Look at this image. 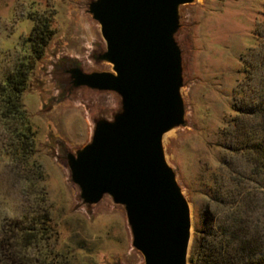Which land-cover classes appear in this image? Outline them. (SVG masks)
Here are the masks:
<instances>
[{"label": "rangeland", "instance_id": "374dc122", "mask_svg": "<svg viewBox=\"0 0 264 264\" xmlns=\"http://www.w3.org/2000/svg\"><path fill=\"white\" fill-rule=\"evenodd\" d=\"M95 1L0 0V85L24 55L36 21L49 20L54 31L24 96L37 130L42 180L26 181L23 167L7 155L0 126V236L8 221L49 207L59 233L56 252L68 254L71 264H143L125 208L108 195L87 204L71 176L69 158L91 143L99 120H111L121 108L116 93L74 84L76 69L111 71L90 13ZM174 40L181 52L184 124L163 136L162 147L191 208L189 258L206 206L223 227L238 210L232 213L239 226L264 243V170L243 154L245 134L230 121L234 101L253 109L264 101V0L182 5ZM244 120L248 131L264 134L263 113Z\"/></svg>", "mask_w": 264, "mask_h": 264}, {"label": "water", "instance_id": "95a60500", "mask_svg": "<svg viewBox=\"0 0 264 264\" xmlns=\"http://www.w3.org/2000/svg\"><path fill=\"white\" fill-rule=\"evenodd\" d=\"M194 0H96L90 5L111 71L74 70L76 87L119 95L121 108L97 122L91 143L69 158L87 204L108 195L126 210L143 264H189L192 213L162 139L184 124L179 7Z\"/></svg>", "mask_w": 264, "mask_h": 264}, {"label": "trees", "instance_id": "16d2710c", "mask_svg": "<svg viewBox=\"0 0 264 264\" xmlns=\"http://www.w3.org/2000/svg\"><path fill=\"white\" fill-rule=\"evenodd\" d=\"M53 35L49 20L36 21L24 55L0 85V126L6 133L7 155L12 162L23 167L26 181L32 185L33 181L42 180L43 174L35 161L37 130L25 106L24 96L35 64L44 56ZM252 107L245 101H234L230 121L235 123L234 128L238 127V133L245 134L241 139L245 143L240 148L243 154L257 170H264V134L259 136L243 125L248 116L257 118L263 113L264 117V101L256 108ZM26 169L34 173L28 174ZM40 200L42 204L46 198ZM233 211L241 213L232 210L228 216L231 224L223 227L215 224V215L209 206L205 207L190 264H264V243L260 237L239 226L241 224L237 216H233ZM52 223L49 207L24 215L19 220L8 221L0 236V264H71L68 254L56 252L59 233Z\"/></svg>", "mask_w": 264, "mask_h": 264}, {"label": "bare ground", "instance_id": "6f19581e", "mask_svg": "<svg viewBox=\"0 0 264 264\" xmlns=\"http://www.w3.org/2000/svg\"><path fill=\"white\" fill-rule=\"evenodd\" d=\"M111 69H112V67H111ZM111 72H112V70H111Z\"/></svg>", "mask_w": 264, "mask_h": 264}]
</instances>
